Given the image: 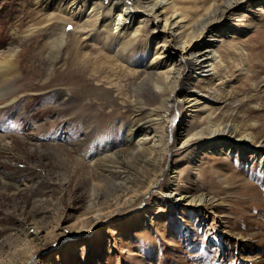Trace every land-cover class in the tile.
<instances>
[{
	"label": "rangeland",
	"instance_id": "374dc122",
	"mask_svg": "<svg viewBox=\"0 0 264 264\" xmlns=\"http://www.w3.org/2000/svg\"><path fill=\"white\" fill-rule=\"evenodd\" d=\"M36 4V0H0V59L14 47L21 82L26 84L14 100L0 105V177L11 182L8 189L0 188V264H25L32 257L34 264H264V160L244 150L237 155L236 150L225 153L227 147L213 151L200 142L174 149L171 161L180 170L174 181L170 168L165 167L168 153L163 160L164 168L157 176L160 189L174 183L209 196L214 207L166 200L159 190L139 193L128 204L129 189L115 210L108 212L105 206L107 212L99 220L86 219L96 201L112 195L120 179L127 177L124 165L128 164L131 176L138 175L135 162L140 163L143 154L132 152L141 136L143 148L149 151L151 133L144 138L138 132L126 143L132 109L129 99L116 93L114 80L90 78V72L100 71L103 60L112 54L100 46L99 39L84 40L77 48L76 63L56 67L53 75L57 79L44 87L42 55L56 42L46 38L47 31L22 36L29 19L40 15ZM256 6L244 3L217 37L214 48L229 66L222 80L214 81L210 72L197 74L187 68L182 74L203 92L215 88L219 96L229 97L228 112L234 107L232 121H254L256 126L251 129L260 136L264 134V10ZM83 9L90 10L89 6ZM133 12L137 17L131 25L136 26L144 12ZM15 20L17 38L12 32ZM71 29L67 24L69 36ZM50 32L58 35L56 27H50ZM154 36L145 61L151 60L156 41L162 39ZM142 42L136 43L140 47ZM66 47L70 48V40ZM239 47H255L259 55L249 56V61ZM62 51L61 58L71 59ZM59 90L66 92L55 98ZM168 118L175 119L182 135L193 126L187 124L189 115L175 105L170 106ZM194 119L198 118L194 116L191 122ZM86 150L95 151L94 155L88 156ZM14 179L26 183L17 189ZM83 217L81 228L90 233L76 238L75 229ZM36 224L46 240L26 233ZM219 229L217 250L212 237ZM53 232L57 235L52 238Z\"/></svg>",
	"mask_w": 264,
	"mask_h": 264
},
{
	"label": "bare ground",
	"instance_id": "6f19581e",
	"mask_svg": "<svg viewBox=\"0 0 264 264\" xmlns=\"http://www.w3.org/2000/svg\"><path fill=\"white\" fill-rule=\"evenodd\" d=\"M36 1L38 10H41L40 15L38 19H29L22 30V36L29 38L33 35H42L47 31L49 34L46 38H50L53 43L56 42L51 45L50 52L47 51L42 55L44 87L57 79L53 75L56 67L64 63L70 64V61L71 64L76 63L79 50L77 48L85 43L84 40L99 39L100 46L111 50L112 54L103 60L104 64L100 71L90 72V78L98 80L106 77L109 83H113L112 80H114L115 84L118 83L116 93L124 100L129 99L132 109L129 112L130 120L126 123L128 127L126 143L131 142L138 132H142L144 138L151 133L149 151L143 148L145 144L143 145L144 140L141 136L137 139L135 144L137 146L132 152L135 153L134 155L139 152L143 154L141 162H135L137 166L135 171L138 175L131 176L132 172L129 171L128 164L124 165L127 171L125 168L123 171L127 173V177L124 181L120 179L121 182L117 184L112 195L96 201V207L92 211L89 210L90 215L85 216L86 219L93 217L99 220L104 212L115 210L119 198L127 194L129 189L132 195L126 196L125 200L128 204H131L139 193L159 190L166 200L186 201L187 204L193 203L198 208L203 207L204 204L214 207L216 204L211 198L202 193L195 194L194 191H188L174 183L160 189L158 184L157 176L164 168L163 160L167 153L169 160L165 167L170 168V178L174 181L178 178L180 170L177 163L171 161L172 151L188 146L192 142H200L204 149L213 151H224L223 147H227L225 153L236 150V155L244 150L253 157L259 156L260 161L264 160V134L257 136L251 129L256 126V123L232 121L234 107L228 112L231 104L229 97L219 96L215 88H211V92H203L194 87L189 79L185 80L182 74V71L187 68L197 74L210 72L214 81L222 80V77L227 75L229 66L214 48L218 41L217 37L226 26V20L244 3L257 5L256 10H264V0H109L107 4L105 0ZM84 6H89L90 10L85 11ZM135 9H140L144 14L138 18L137 25L132 26L131 23L136 16L133 12ZM149 22L152 23L150 29L147 28ZM67 24L72 25L70 36L66 31ZM18 25L15 20L12 32L16 38L19 33V27H16ZM50 27L58 29L57 36H51ZM154 35L162 39L156 41L151 60L145 61L143 56L153 47ZM141 39L143 42L139 47L136 42ZM69 40L70 48H67ZM108 40L111 42H107ZM12 42L11 39L9 46ZM56 44L57 47H55ZM63 49L66 54L68 53L67 57L71 59L61 58ZM238 49L249 61V56L259 55L255 47H239ZM8 50L7 54L5 53L0 59V105L14 100L26 85L23 81L21 82L23 76L19 69L18 53L14 47ZM176 53L178 57L175 56ZM61 59L63 60L59 63ZM137 87L140 89L137 90ZM63 91H55L54 97L63 96L66 92ZM122 99L121 102H124ZM171 105H175L179 111L183 108L190 117L187 124L189 126L190 122L193 126L184 135L182 130L177 131L175 128V119L168 118ZM194 116L198 119L191 122ZM93 152L95 151L86 150L88 156H93ZM139 174L143 177L138 181L139 184H136ZM25 181L15 180L12 183L20 189L22 184L26 183ZM10 183L5 177H0L1 189H8ZM153 202L157 203V201ZM105 206L108 207L107 211L103 210ZM200 212L202 213L201 210ZM85 217L80 221L82 225L75 229L76 238L90 233L81 228ZM221 232L219 229L212 237L217 250H220ZM26 233L40 240L47 238V236L40 237L38 224L29 226ZM54 235V232L50 234L52 238ZM58 240L60 238L55 242ZM32 258H29L25 264H34ZM42 264H51V262L45 261Z\"/></svg>",
	"mask_w": 264,
	"mask_h": 264
}]
</instances>
